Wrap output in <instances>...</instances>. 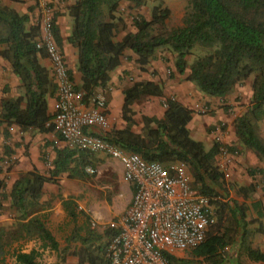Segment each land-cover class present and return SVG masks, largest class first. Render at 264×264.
Returning a JSON list of instances; mask_svg holds the SVG:
<instances>
[{
	"label": "trees",
	"instance_id": "1",
	"mask_svg": "<svg viewBox=\"0 0 264 264\" xmlns=\"http://www.w3.org/2000/svg\"><path fill=\"white\" fill-rule=\"evenodd\" d=\"M121 2L134 9L144 5V0H74L66 8L71 19L66 43L76 49V69L81 76L80 84L73 86L74 90L83 94V100L96 90L103 92L109 74L119 67L126 51L135 56L134 63L143 71L159 48H166L174 56L175 73L182 76L187 71L185 81L206 97L223 99L251 77L248 107L233 121V135L242 148L264 163V141L258 137L255 128L257 122L264 121V0H186L181 25L171 30L164 29L170 11L159 1L151 8L149 20L135 16L132 19L134 31L124 33L115 41L119 21L116 12ZM34 11L35 18L31 21L27 14H18L0 5V59L8 63L20 91L15 97L0 99L3 139L8 136L10 126L21 132H53L46 99L55 94V84L50 71L38 62L45 54L35 48L39 35L35 4ZM154 27L159 28L157 33H153ZM52 34L59 48L61 39L54 21ZM194 48L203 51V55L187 65L186 58ZM68 77L71 82L69 73ZM122 96L120 119L124 127L111 129L104 135V140L126 153L138 155L145 162H157L165 168L181 164L188 169L193 190L209 198L220 197L216 189L221 188L224 176L215 160L220 148L232 149L219 142L205 149L201 142L192 140L187 125L193 112L172 97H165L159 83L134 82L122 91ZM143 98H156L162 102L164 109L160 119L141 116L139 123L133 119L131 107ZM135 125L138 126L136 133ZM10 151L7 146H2L4 156ZM53 152L54 158L46 174H40L31 166L14 181L5 198L16 215L13 217V240H39L42 248L56 254L55 264H61L66 249H58L45 226L46 214L42 212L46 207L40 203L42 189L46 183H55L59 175L82 178L85 175L83 167L90 166L92 154L65 146L55 148ZM254 171L264 174V169H258L248 171V175ZM236 191L246 198L254 187H240ZM61 206L66 217L73 221L76 214L70 199L62 201ZM213 208L214 222L208 227L204 240L189 249L196 260L167 256L170 264H239L240 255L264 264V255L249 249L248 208L233 200L224 202L221 199L213 202ZM250 209L258 219H264L259 201L252 203ZM3 234L0 230V264L6 253ZM112 234L107 228L98 233L85 225L67 238L66 246L77 244L68 255L76 259V264H108L107 246ZM228 248L234 251V259L223 255ZM38 256L36 250H15L11 254L13 264H37Z\"/></svg>",
	"mask_w": 264,
	"mask_h": 264
},
{
	"label": "built area",
	"instance_id": "2",
	"mask_svg": "<svg viewBox=\"0 0 264 264\" xmlns=\"http://www.w3.org/2000/svg\"><path fill=\"white\" fill-rule=\"evenodd\" d=\"M35 5L39 20L35 48L49 61L55 84L56 105L50 120L56 134L53 144L116 161L130 192L125 211L104 226L113 233L107 246L108 264H170L167 256L193 249L204 240L213 223L210 199L190 187L183 165L165 168L157 162H145L105 141L106 133L92 135L87 131L106 129L105 99L95 93L83 100V94L74 90L53 39V10L46 0H35ZM225 168V163H220L219 170L225 172ZM83 172L90 176L95 171L84 166Z\"/></svg>",
	"mask_w": 264,
	"mask_h": 264
},
{
	"label": "rangeland",
	"instance_id": "3",
	"mask_svg": "<svg viewBox=\"0 0 264 264\" xmlns=\"http://www.w3.org/2000/svg\"><path fill=\"white\" fill-rule=\"evenodd\" d=\"M5 1L0 0V5H2ZM9 1L13 7L12 9L18 14H22V11L27 10L26 12L31 21L35 18L33 5L25 6V1L23 0ZM159 1H162L163 5L170 11V16L164 24V29L171 30L180 27L187 4L186 0H144V5L138 9L132 8L131 5L126 2H121L116 12V17L119 21L117 22V29L115 30V41H118L124 35V33L134 31L132 27V19L135 16H140L145 20H149L151 8L157 5V2ZM158 31L159 28L154 27L153 33H157ZM154 55L164 62V71L168 70V72L165 73L166 78H168L170 81L177 82L179 85L182 84V87L185 86L186 94L190 96L192 95L191 97L195 104H202V107L195 108L192 112L194 114V120L197 122H202V131L205 133V135H210V133L215 132L216 130L218 131V134L221 135H232L230 130L231 126H233V121L238 116L242 115L248 107L250 99L251 77L244 81L241 85L236 86L232 92L223 99L213 98L206 101V96L200 94L191 83L185 81L187 71L182 76H179L175 73L172 66L174 56L166 48L157 49ZM200 55H203V51H200L198 48H194L190 55L186 58L187 65H189L194 58ZM124 57L127 60H130L129 56L124 55ZM167 63L172 66L173 72H171V69L168 65L166 66ZM9 71L10 68L8 63L2 60V63H0V99L2 97H9L10 95L15 97L20 94L18 88L13 86V79L11 72L9 73ZM216 114H219L221 118L219 117L220 119H217L215 122L214 118L216 117ZM227 124H229V130L227 129ZM205 126H207L209 129H206ZM255 128L258 137L264 141V121L257 122ZM133 130L137 131L138 126L135 125ZM214 142L218 141H216V139H211L210 144ZM229 147L232 149L231 151H226V149L223 147L220 148L215 160L218 169L220 163H225L227 170L222 172L224 180L221 188L216 189V193L220 197H208L210 202H212L209 203V208L213 222V202L220 199L224 202L233 200L239 205L241 204L242 206L248 208V211L246 212V220L247 222L250 221L247 226L251 234L249 241L252 240V236L256 234L254 231L257 230L258 227L261 228L259 235L264 238V219H262L260 222L257 221L254 218V216H256L255 212L250 209L252 203L259 201L261 203V208L264 211V174L262 175L254 171L251 176L248 175V171L264 168V163L258 161L250 151L242 148L238 143H232ZM221 152H225L228 157L225 158L222 156ZM24 153L25 152L23 151V155ZM44 155L46 156L45 153ZM45 156H43L42 159H44L43 161L48 162V159ZM231 157H233V159H231ZM226 159L229 161L226 162ZM0 160H2V158H0ZM116 163V161L109 160L106 157L100 156L97 158L92 155L91 164L89 165L95 171L93 175H84L80 179L67 177L68 181L76 187V190H78L79 193L77 197L68 195L66 198V200L70 199V202L74 205L73 209L76 214L75 219L70 221L67 217L62 215L56 217L55 221L49 220L45 222L46 228H49L54 233L59 242L66 243L67 238L71 236L72 232L75 230L80 231L85 225L88 228L95 229L97 222H103L107 224L110 220L119 216L125 211V208L127 207V204H129L130 200H127L125 197L124 187H127V185L119 176L117 166L115 165ZM10 165L11 163L9 161L6 167ZM42 167L44 174H46L48 170L47 166L42 164ZM185 170L190 178L191 184V176L186 167ZM1 183L3 184V182L0 181V190L4 191V184L2 185ZM67 185L69 186V183H67ZM248 186H253L254 191L246 198H243L241 194L237 193L236 190L238 188H245ZM5 196L6 193H0V230L4 233L3 242H5L6 252L2 264H13L11 254L15 250H21L23 252L36 250L39 254L38 258L36 259L37 264H55L56 254L42 248L41 242L39 240H13V217L16 215L10 210L8 206L9 201L5 198ZM73 200L81 205V209H83V211L77 209L76 203ZM84 200H86L85 206L83 203H81ZM42 205L48 207L49 203L47 201ZM112 211H120V213L114 217H111L110 212ZM91 224H93V226H91ZM63 249H66V251L69 250L70 245L65 246ZM250 251L254 252L253 249H250ZM223 255L232 259L235 257L234 251L229 248L223 251ZM173 256L175 258L189 261L196 260L191 256V250L176 252L173 254ZM239 264H255V262L250 260L248 256L240 255Z\"/></svg>",
	"mask_w": 264,
	"mask_h": 264
},
{
	"label": "crops",
	"instance_id": "4",
	"mask_svg": "<svg viewBox=\"0 0 264 264\" xmlns=\"http://www.w3.org/2000/svg\"><path fill=\"white\" fill-rule=\"evenodd\" d=\"M23 1H25V6H34L35 4V0ZM46 1H48L50 7L53 10L54 25L56 26L59 37L61 39L59 49L63 55L67 72L69 73V76L71 78V83L73 84V86H78L80 84L81 76L76 69L77 52L75 48L71 47L69 44L66 43V38L69 36L71 30V19L67 16L66 8L69 5L73 4L74 0ZM2 5L8 6L11 9L13 8L9 0H6ZM26 11H22L21 13L27 14ZM124 55L129 56L130 60H127L124 57L121 60L119 67L109 74V81L107 83L106 90L103 92H100L99 90L95 91L96 94L101 93L105 99L107 127L105 130H101L100 128H89L87 131L90 134L101 135L109 132L111 129H121L122 127H124V123L120 119V108L123 100L122 91L134 82L150 81L154 83H159L163 88V94L165 97H172L175 101L187 107L191 111H194L195 108L202 107V104H195L194 100L191 97L192 95L190 96L186 94L185 86L182 87V84L179 85L177 82L170 81L168 80V78H166L165 73H167L168 70L164 71L165 64L158 57H155L154 55L153 58L149 61V64L144 67L143 71H140L138 66L134 63L135 56L130 51H126ZM38 62L43 68H45L46 70H50L49 61L45 56L39 58ZM0 63H2L1 59ZM167 65L170 67L171 72H173L172 66L169 65V63H167L166 66ZM11 76L13 79V86L17 87V79L12 74ZM9 97L12 96L10 95ZM205 98L206 101H208L209 99H213L210 97ZM46 103L47 113L52 116L55 111L56 105L55 94H52L50 98H47ZM131 108L132 111L135 113L133 115V119L138 123L141 116L154 117L156 119H160L164 109L162 102L156 98H143L139 101H136ZM193 116L194 114H192V119L187 125L190 138H193L192 140L194 141L201 142L205 149H208L210 147L211 139H216V141H218L220 144L227 146H230L232 143H237L236 138L233 135V126H231L230 130V132H232V135L229 136L218 134L217 130L215 132L210 133V135H205V133L202 131V122H197L196 120H194ZM219 117V114H216L214 121L216 122L217 119L221 118ZM227 126V129L229 130V124H227ZM205 127L206 129H209L207 126ZM2 131L3 127H0V158H2V160H0V181H2L4 184V191L0 190V193H9V190L14 181L18 179L21 173L28 172L31 166L35 167L40 174H43L44 171L42 164H45L47 166V169H49L51 161L54 158L53 150L55 148L58 149L60 146H63L61 143H59L58 146L53 144V140L56 138V134L54 132L47 134H38L34 130L21 132L16 127L10 126L7 128L8 136L3 139ZM134 132L136 133L138 131ZM3 145L7 146L11 150L8 156H4L2 154ZM23 151L25 152L24 155ZM44 153L46 154V156L44 155ZM42 155L47 157L48 162L42 163ZM94 156L97 158L100 157V155ZM231 159H233V157H231ZM9 161L11 165L6 167ZM115 165L117 166L118 174L121 177V167L117 163ZM226 170L227 168H225V171ZM67 183H69V186L67 185ZM124 188V194L126 199L130 200V192L128 191L129 189L127 190L128 187ZM68 195L77 197L79 193L78 190H76V187L68 181L65 174L59 175L57 178H55V183L44 184L40 203H44L47 201L49 203V206L46 207L45 211L42 212L46 214L45 222L49 220L55 221L56 217L62 215L66 217L62 209L61 202L66 200ZM73 201L76 203L77 209L83 211V209H81V205H79V203L75 200ZM81 203H83V205L85 206L86 200L82 201ZM118 213H120V211H112L110 212V216L114 217L118 215ZM254 218L259 222L262 220L258 219L256 216H254ZM103 224L105 223L97 222L95 226V231L101 233L103 229H105V225ZM47 229L56 241L58 249L62 250L66 246V243L59 242L54 233L49 228ZM260 230L261 228L258 227L257 230L254 231V233L256 232V234H254L252 236V240L249 241V246L250 249L258 251L264 255V238L259 235ZM250 237L251 234L249 238ZM69 245L70 252H73L77 244L70 243ZM69 250L65 252L63 262L61 264H76V259L71 255H68ZM255 264L262 263L255 262Z\"/></svg>",
	"mask_w": 264,
	"mask_h": 264
}]
</instances>
